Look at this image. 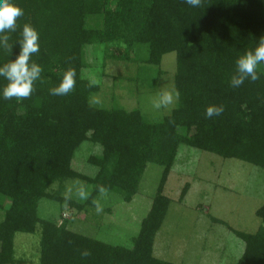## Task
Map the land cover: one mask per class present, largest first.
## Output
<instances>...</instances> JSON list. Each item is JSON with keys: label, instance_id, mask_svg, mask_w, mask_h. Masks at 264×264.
<instances>
[{"label": "trees", "instance_id": "1", "mask_svg": "<svg viewBox=\"0 0 264 264\" xmlns=\"http://www.w3.org/2000/svg\"><path fill=\"white\" fill-rule=\"evenodd\" d=\"M15 2L25 14L17 32L4 33L13 48L0 49V65L19 55L17 41L28 23L40 33L41 49L32 60L43 71L29 98L0 99V264H174L154 256V243L171 205L164 189L180 146L264 170V75L239 88L230 84L236 60L264 36V0H201L197 8L185 0ZM99 47L106 59L157 68L165 55L175 53L174 84L180 95L171 114L151 121L140 110L93 104L101 86H90L84 72L98 66L91 55ZM70 68L77 74L73 91L50 95ZM5 84L0 77V88ZM210 105H223V113L206 118ZM85 142L103 149L101 156L87 160L98 168L94 177L73 168ZM149 164L162 167V178L130 248L76 233L66 219L58 223L39 217L43 199L82 212L101 195L100 187L131 203ZM71 180L93 187L86 202L63 195ZM256 216L261 226L252 234L227 225L245 243L237 264H264V205ZM38 231L37 256H17L16 235ZM84 251L89 255L82 256Z\"/></svg>", "mask_w": 264, "mask_h": 264}, {"label": "rangeland", "instance_id": "2", "mask_svg": "<svg viewBox=\"0 0 264 264\" xmlns=\"http://www.w3.org/2000/svg\"><path fill=\"white\" fill-rule=\"evenodd\" d=\"M91 56L97 58L92 64L98 66L85 70L84 75L101 86L100 92L92 96L93 104L98 107L140 110L149 120L161 121L177 106L178 100L167 108L153 107L161 92H176L175 53L165 55L160 68L106 59L103 47ZM142 71L144 75L140 74ZM102 152L100 145L83 143L75 154L73 168L87 176H96L98 168L87 160L91 155L101 156ZM162 171L157 164L148 165L139 193L131 203L113 193L101 194L92 206H85L79 212L43 199L39 204V217L58 223L66 219L76 233L130 248L152 207ZM186 184L190 187L186 198L180 202ZM64 186L63 195L79 203L86 202L93 192L92 186L77 180L67 181ZM57 188L55 185L54 189ZM81 189L87 193V199L80 198ZM164 195L171 199V205L155 239L157 259L174 264H237L245 243L228 230L227 225L250 234L261 226L256 211L264 205V170L181 145ZM97 203L103 208L99 213ZM212 218L223 223H214ZM39 241V231L34 235L17 234V256L36 257Z\"/></svg>", "mask_w": 264, "mask_h": 264}, {"label": "clouds", "instance_id": "3", "mask_svg": "<svg viewBox=\"0 0 264 264\" xmlns=\"http://www.w3.org/2000/svg\"><path fill=\"white\" fill-rule=\"evenodd\" d=\"M185 3L193 8H197L201 4V0H185ZM24 9L15 2V0H0V49H11L13 45H9L8 35L4 33L17 32V21L24 16ZM20 46L19 55L9 63L0 65V77L7 81L0 88V99L17 101L26 99L31 96L35 90V82L40 80L42 67L32 60L33 54H38L41 49L40 33L31 24L25 23L20 31V39L17 41ZM264 36H262L257 46L246 51L236 60L235 72L231 77L230 84L233 88H239L246 80L252 82L258 81L264 75ZM76 71L68 69L64 72L63 78L58 86L50 88L49 93L52 96H66L73 91L76 85ZM95 81L90 82V86ZM179 92H161L153 102L155 109L167 108L179 99ZM224 111L223 105H210L205 112L206 118L220 116ZM100 193L107 195V189L100 187ZM81 199H87V193L81 189L79 191ZM103 210L102 206L97 203V213ZM82 256H88L89 253L84 251Z\"/></svg>", "mask_w": 264, "mask_h": 264}]
</instances>
